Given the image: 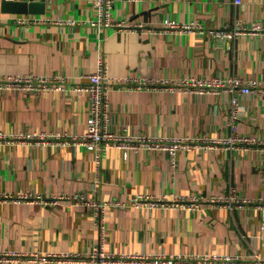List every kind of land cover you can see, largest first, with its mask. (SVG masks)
Segmentation results:
<instances>
[{
	"label": "crops",
	"instance_id": "obj_1",
	"mask_svg": "<svg viewBox=\"0 0 264 264\" xmlns=\"http://www.w3.org/2000/svg\"><path fill=\"white\" fill-rule=\"evenodd\" d=\"M6 1L18 0H0V75H61L73 83H86L102 56L115 77L239 75L264 82V0H113V21L158 23L171 18L183 25L198 23L192 29H159L153 35L92 25L98 15L96 0H27L39 2L35 12L12 11ZM30 15L51 21H17ZM237 22L245 27L242 33L226 35L227 25L233 30ZM231 96L114 88L111 127L146 136L224 137L231 133ZM239 101L240 133L264 139V95L241 93ZM89 115L86 91L36 95L0 90V132L9 135L0 140V252L18 255H1L0 264H68L27 255L86 254L95 247L101 228L94 210L73 200L52 203L53 197L80 192L113 203L138 193L209 196L233 189L251 200L245 208L205 204V210L195 211L110 205L103 219L107 247L116 253L242 257L258 253L264 259L262 209L257 204L264 193L262 147L183 150L175 163L166 150L126 153L111 148L103 155L99 178L94 153L85 147L14 138L43 131L84 132ZM25 193L32 198H15Z\"/></svg>",
	"mask_w": 264,
	"mask_h": 264
},
{
	"label": "built area",
	"instance_id": "obj_2",
	"mask_svg": "<svg viewBox=\"0 0 264 264\" xmlns=\"http://www.w3.org/2000/svg\"><path fill=\"white\" fill-rule=\"evenodd\" d=\"M136 1V0H134ZM241 2V0H237ZM98 7L97 17L91 21L92 25L115 26L119 29L137 31L141 34L153 35L159 29L169 30L174 28L192 29L198 23L183 25L176 20L166 18L158 23H147L136 21L126 23L124 21H113L111 19L113 0H96ZM19 23H45L51 21L43 16L30 15L18 17ZM59 20L58 22H62ZM75 21H69L74 23ZM200 26V25H198ZM236 28L229 30L227 25L224 31L229 37L238 36L245 27L241 22H237ZM258 26L255 25V28ZM86 83L71 82L61 75L46 77L38 74H12L0 75V90L26 91L36 95H43L49 91H64L76 89L86 91L90 96V115L84 132L70 133L61 130L43 131L40 133H21L15 134L14 138L21 141L33 142L35 144H55L58 146L72 145L74 147H85L94 153L97 176L101 177L102 159L104 153L111 148H121L126 153L129 150L152 149L166 150L170 153L171 160L175 163L179 151H191L198 148H228L234 145L243 148L258 146L264 149V139H257L252 135L240 133V101L239 94H258L264 95V82L257 79H246L242 76H212L196 77L186 76L183 78H143V77H115L109 74L108 64L101 56L98 59L96 69L87 75ZM114 88L145 89L162 88L168 91L185 90L188 92L220 94L229 92L231 105L229 109L228 126L231 133L224 137H210L208 135L198 136H146L130 133V131H115L111 127L112 104L110 91ZM4 132H0V140L8 138ZM7 198V197H6ZM18 199L30 200L31 195L25 193ZM39 200H47L41 196ZM60 200L71 201L83 204L94 210L95 216L99 219L101 235L95 247L86 254L68 253L60 255H40L30 253V259L48 262L51 259L64 261L68 264L80 261L89 264H264V259L255 253L250 257H242L236 254L203 253L198 255H188L182 253H150V252H125L116 253L107 247L106 226L103 223L106 212L110 205L118 207L136 206L147 208L170 207L185 210L204 209L205 204L212 206H226L228 208H245L251 200L240 196L236 190L225 194L203 196L194 193H164L156 195L152 193H138L127 200H115L113 203L90 199L84 193L76 192L60 195L50 199L52 203ZM257 204L262 209V230L264 232V193L257 198ZM6 258L18 257L16 253L0 252V256Z\"/></svg>",
	"mask_w": 264,
	"mask_h": 264
},
{
	"label": "water",
	"instance_id": "obj_3",
	"mask_svg": "<svg viewBox=\"0 0 264 264\" xmlns=\"http://www.w3.org/2000/svg\"><path fill=\"white\" fill-rule=\"evenodd\" d=\"M6 5L15 12H28V11H38V6H40L38 1L29 2L27 0L18 1H6Z\"/></svg>",
	"mask_w": 264,
	"mask_h": 264
}]
</instances>
